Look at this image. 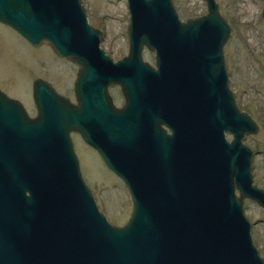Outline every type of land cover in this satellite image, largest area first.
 <instances>
[{
    "label": "water",
    "instance_id": "95a60500",
    "mask_svg": "<svg viewBox=\"0 0 264 264\" xmlns=\"http://www.w3.org/2000/svg\"><path fill=\"white\" fill-rule=\"evenodd\" d=\"M205 1L182 22L173 0H128L129 56L115 62L82 0H0V24L79 66L75 104L34 81L35 118L0 90V264H264L243 210L264 209L243 142L259 128L228 86L221 0ZM72 132L126 186V225L97 207Z\"/></svg>",
    "mask_w": 264,
    "mask_h": 264
},
{
    "label": "rangeland",
    "instance_id": "374dc122",
    "mask_svg": "<svg viewBox=\"0 0 264 264\" xmlns=\"http://www.w3.org/2000/svg\"><path fill=\"white\" fill-rule=\"evenodd\" d=\"M89 23L103 32V48L115 62L129 56L130 11L128 0H82ZM182 22L206 16L205 0H173ZM221 15L231 27L224 48L229 85L238 108L258 125L256 135L247 134L243 142L253 151L254 185L264 189V0H221ZM249 10L252 14L249 15ZM144 61L156 68L155 51L145 48ZM79 66L60 58L48 44L34 47L5 24H0V90L23 104L30 117L37 116L33 85L37 79L51 84L60 95L77 103L74 82ZM117 109L126 103L120 86L109 88ZM71 137L81 164L83 177L100 211L118 227L127 224L132 200L124 183L104 165L98 153L86 145L78 133ZM232 135H227L229 142ZM237 195L240 196L237 191ZM252 225V237L264 259V209L245 199L244 209Z\"/></svg>",
    "mask_w": 264,
    "mask_h": 264
},
{
    "label": "bare ground",
    "instance_id": "6f19581e",
    "mask_svg": "<svg viewBox=\"0 0 264 264\" xmlns=\"http://www.w3.org/2000/svg\"><path fill=\"white\" fill-rule=\"evenodd\" d=\"M248 12H249V15H251L253 11L252 10H249Z\"/></svg>",
    "mask_w": 264,
    "mask_h": 264
},
{
    "label": "flooded vegetation",
    "instance_id": "af4514ba",
    "mask_svg": "<svg viewBox=\"0 0 264 264\" xmlns=\"http://www.w3.org/2000/svg\"><path fill=\"white\" fill-rule=\"evenodd\" d=\"M129 51H130V48H129Z\"/></svg>",
    "mask_w": 264,
    "mask_h": 264
}]
</instances>
